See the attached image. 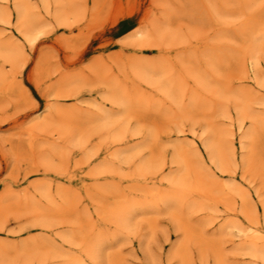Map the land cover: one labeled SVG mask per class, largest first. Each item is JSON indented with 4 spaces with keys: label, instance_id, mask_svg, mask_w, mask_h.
<instances>
[{
    "label": "rangeland",
    "instance_id": "rangeland-1",
    "mask_svg": "<svg viewBox=\"0 0 264 264\" xmlns=\"http://www.w3.org/2000/svg\"><path fill=\"white\" fill-rule=\"evenodd\" d=\"M23 2L31 43L0 0V264H264L237 233L264 243V0Z\"/></svg>",
    "mask_w": 264,
    "mask_h": 264
},
{
    "label": "bare ground",
    "instance_id": "bare-ground-1",
    "mask_svg": "<svg viewBox=\"0 0 264 264\" xmlns=\"http://www.w3.org/2000/svg\"><path fill=\"white\" fill-rule=\"evenodd\" d=\"M5 2H8V0H3ZM13 6H14V11H15V14H16V29L18 32H20L22 34V36L24 37V39L27 41V42H32L34 41L33 39V31L36 30L34 28V25L31 23V21L28 20V15H27V9H26V6L23 2V0H14V3H13ZM29 14V13H28ZM13 16V14L9 11V7L7 6L6 9H0V22L1 23H4V24H10L11 22V17ZM62 16V15H61ZM63 17V16H62ZM60 18V17H59ZM58 18V19H59ZM61 19V18H60ZM62 20V19H61ZM29 21V22H28ZM251 26V25H250ZM37 32V31H36ZM143 33H140V35H142ZM159 36V35H158ZM0 54L1 55H5V58H6V61L8 62H12L13 61V49L11 47L10 44H6L5 46H2L0 45ZM3 58V56H2ZM214 96V95H213ZM107 116V115H106ZM106 118V117H105ZM119 129V128H118ZM118 136V135H117ZM211 144V143H210ZM206 145L205 147L211 152V157L215 160H217L218 162H220L221 158L220 156L218 155L217 152H215V149L213 148L212 145ZM219 152V151H218ZM222 157V156H221ZM211 158V159H212ZM217 162V163H218ZM191 164V163H190ZM112 166V165H111ZM223 166V165H222ZM188 168V167H187ZM188 170V169H187ZM183 180V179H182ZM181 183V182H180ZM196 183V182H195ZM177 185V184H176ZM229 185V184H228ZM198 187V186H197ZM196 187V188H197ZM200 188V187H199ZM201 190V189H200ZM209 191V190H208ZM179 193V191H178ZM208 194V193H207ZM211 194V193H210ZM175 198V197H174ZM157 204V202H156ZM199 209V208H198ZM123 215H121L120 219H121V223L125 225L126 223V215L127 213L124 212L122 213ZM182 222V221H181ZM123 225V226H124ZM132 227V226H131ZM257 231H251L249 229V231H245V230H242V229H238L237 233H238V236L240 238H243L242 240L243 243H247L249 240L253 239L251 241V243H249V245L247 246L248 248V251L250 253H254L256 255H261V256H264V243L261 244L263 241L262 240V236L258 235L256 233ZM247 245V244H246ZM97 247V246H96ZM72 264H80V263H77V262H74Z\"/></svg>",
    "mask_w": 264,
    "mask_h": 264
}]
</instances>
